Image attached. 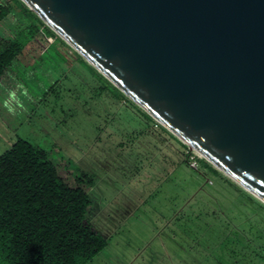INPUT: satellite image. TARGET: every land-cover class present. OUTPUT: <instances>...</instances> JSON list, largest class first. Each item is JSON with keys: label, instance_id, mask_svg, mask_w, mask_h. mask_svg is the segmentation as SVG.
<instances>
[{"label": "rangeland", "instance_id": "374dc122", "mask_svg": "<svg viewBox=\"0 0 264 264\" xmlns=\"http://www.w3.org/2000/svg\"><path fill=\"white\" fill-rule=\"evenodd\" d=\"M19 17L0 34L24 27ZM101 75L39 31L8 69L14 102L0 98V154L23 138L92 177L86 217L107 246L87 264H264V207L220 192V175L186 164L178 141Z\"/></svg>", "mask_w": 264, "mask_h": 264}, {"label": "water", "instance_id": "95a60500", "mask_svg": "<svg viewBox=\"0 0 264 264\" xmlns=\"http://www.w3.org/2000/svg\"><path fill=\"white\" fill-rule=\"evenodd\" d=\"M124 95L264 203V0H21Z\"/></svg>", "mask_w": 264, "mask_h": 264}, {"label": "trees", "instance_id": "16d2710c", "mask_svg": "<svg viewBox=\"0 0 264 264\" xmlns=\"http://www.w3.org/2000/svg\"><path fill=\"white\" fill-rule=\"evenodd\" d=\"M12 14L25 20V25L11 36L0 34V88H4L0 98L6 105L14 102L19 88L16 80L7 78L8 69L28 50L33 34L42 31L66 44L24 2L0 0V24ZM5 91L10 97L4 96ZM156 125L178 141L189 165L192 152L187 145L155 121ZM57 152L18 138L0 154V264H87L107 246L106 238L86 217L92 205V177ZM199 160L220 175V192L233 196L235 204L264 207L204 158L197 157L198 164Z\"/></svg>", "mask_w": 264, "mask_h": 264}, {"label": "built area", "instance_id": "2783aa9c", "mask_svg": "<svg viewBox=\"0 0 264 264\" xmlns=\"http://www.w3.org/2000/svg\"><path fill=\"white\" fill-rule=\"evenodd\" d=\"M191 151V150H190ZM192 154L190 155L189 159H190V162L189 164L192 166V167H197L198 166V161H197V157L198 158H201L198 153H196L194 150L191 151ZM195 152V153H194Z\"/></svg>", "mask_w": 264, "mask_h": 264}, {"label": "crops", "instance_id": "0c3cea01", "mask_svg": "<svg viewBox=\"0 0 264 264\" xmlns=\"http://www.w3.org/2000/svg\"><path fill=\"white\" fill-rule=\"evenodd\" d=\"M8 122H6V124H7Z\"/></svg>", "mask_w": 264, "mask_h": 264}]
</instances>
